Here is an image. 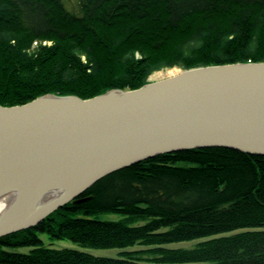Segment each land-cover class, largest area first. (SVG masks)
<instances>
[{
    "label": "trees",
    "instance_id": "16d2710c",
    "mask_svg": "<svg viewBox=\"0 0 264 264\" xmlns=\"http://www.w3.org/2000/svg\"><path fill=\"white\" fill-rule=\"evenodd\" d=\"M235 62H264V0H76L74 10L0 0L1 105L90 98L138 88L164 68ZM41 234L123 251L56 249ZM200 237L209 238L164 246ZM135 244L147 248L125 249ZM0 264H264V155L193 148L116 170L36 226L0 237Z\"/></svg>",
    "mask_w": 264,
    "mask_h": 264
},
{
    "label": "water",
    "instance_id": "95a60500",
    "mask_svg": "<svg viewBox=\"0 0 264 264\" xmlns=\"http://www.w3.org/2000/svg\"><path fill=\"white\" fill-rule=\"evenodd\" d=\"M203 147L264 155V62L182 69L90 98L0 104V237L36 226L116 170Z\"/></svg>",
    "mask_w": 264,
    "mask_h": 264
},
{
    "label": "rangeland",
    "instance_id": "374dc122",
    "mask_svg": "<svg viewBox=\"0 0 264 264\" xmlns=\"http://www.w3.org/2000/svg\"><path fill=\"white\" fill-rule=\"evenodd\" d=\"M65 3V6L68 10H74L76 8V0H63ZM182 69L172 67V68H164L161 70L154 71L150 76L148 77V81H153L156 79H160L162 77H167L172 74L177 73ZM101 218L108 219V220H116L119 218V215L117 214H103L101 215ZM41 238L43 239L44 243L49 244L51 243L52 248L61 249V248H71V249H77L81 251L89 252L96 256H102V257H118L120 255V252L123 251L122 248H89V247H83L71 240H54L50 241L46 234H41ZM209 237H200L192 240H186V241H179V242H173L165 244L164 246L167 248H191L195 244L207 239ZM147 246H143L141 244H135L133 246L127 247L125 249L127 250H140L145 249ZM28 248H20L19 251L21 252H27Z\"/></svg>",
    "mask_w": 264,
    "mask_h": 264
},
{
    "label": "bare ground",
    "instance_id": "6f19581e",
    "mask_svg": "<svg viewBox=\"0 0 264 264\" xmlns=\"http://www.w3.org/2000/svg\"><path fill=\"white\" fill-rule=\"evenodd\" d=\"M6 206V201L1 200L0 201V211Z\"/></svg>",
    "mask_w": 264,
    "mask_h": 264
}]
</instances>
